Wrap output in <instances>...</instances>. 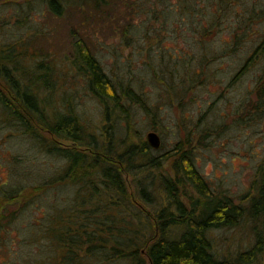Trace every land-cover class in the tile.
Instances as JSON below:
<instances>
[{
    "label": "trees",
    "instance_id": "trees-1",
    "mask_svg": "<svg viewBox=\"0 0 264 264\" xmlns=\"http://www.w3.org/2000/svg\"><path fill=\"white\" fill-rule=\"evenodd\" d=\"M99 3L96 0L93 8ZM157 3L164 5L154 7ZM48 7L60 14L58 0H48ZM134 8L146 12V20L156 27L150 34L144 24L129 21L126 43L149 36L161 42L163 26L176 20L177 34L187 28L202 39L192 40L191 49H174L176 55L166 62L173 51L165 55L161 48L163 54L144 62L150 76H112L77 38L69 67L103 105L99 133L73 106L74 93L64 94L63 68L58 71L45 60L28 67L13 46L0 48V128L11 125L33 136L45 152L65 161L58 175L29 183L28 166L11 153L16 161L8 163L7 177L0 179V264H252L264 252V165L258 168L254 192L245 203L236 202L211 187L194 155L184 148L186 143L176 141L160 151L137 135L131 121L139 107L151 125L156 122L147 100L150 80L161 79L176 95L199 81L208 85L202 67L229 48L235 51L249 34H256L257 41L241 69L260 62L264 73V0H140L130 11ZM175 13L178 17L170 20ZM223 28L229 39L213 43L210 50L203 38L215 37ZM197 43L204 44L201 53L189 56ZM253 92L247 112L251 118L261 117L264 75ZM12 134L10 130L7 135ZM56 138L72 145L63 147ZM59 183L71 184L72 194L55 206L48 204L36 220L24 219L36 210L35 200ZM244 223L251 229L250 247L234 255L218 254L212 231Z\"/></svg>",
    "mask_w": 264,
    "mask_h": 264
},
{
    "label": "rangeland",
    "instance_id": "rangeland-1",
    "mask_svg": "<svg viewBox=\"0 0 264 264\" xmlns=\"http://www.w3.org/2000/svg\"><path fill=\"white\" fill-rule=\"evenodd\" d=\"M105 1L100 0L99 7L93 8L96 0H58L60 14H56L48 7V0H0V48L7 44L13 46L16 52H21L19 56L28 67L45 60L50 61L58 71L63 68L64 94L74 93L73 106L83 112L84 121L95 133L100 132L98 125L102 121L103 105L84 87V80L69 67L72 45L77 38L84 41L112 76L116 73L150 76L151 72L144 69V62L163 54L161 48L167 52L165 55L173 51L164 59L166 62L168 56L176 55L174 49H191L192 40L197 42L202 39L187 28L177 34L173 30L177 26L176 20V23L166 22L163 26L159 33L161 42L157 37L149 36L137 41L131 38L130 43H126L129 21H133V26L144 24L150 29V34L154 33L152 29L156 25L146 20V12L143 15L135 8L130 11V6L140 0ZM161 5L164 4L157 3L154 7L161 8ZM200 6L206 9L202 3ZM146 8L144 10L148 11ZM176 17L177 13L170 20ZM255 36L249 34L235 51H229V48L202 65L201 70L209 75L208 85L199 81L200 84L195 83L184 94L176 95L165 82H159L161 79L156 78L158 82L150 80L147 100L154 110L151 112L156 111V122L151 125L150 117L139 107L135 108L137 112L131 118L137 135L142 139L147 140L149 131L158 134L160 145L155 149L164 151L176 141L183 145L186 143L184 148L194 155L197 168L209 179L211 187L224 190L240 203H245L247 196L254 192L258 183V168L264 165V115L251 118L247 112L251 106L249 99L254 103L253 90L257 80L264 73L260 62H252L241 69L246 56L256 45ZM228 37V31L223 28L215 37L208 36L203 40L210 44L211 50L213 43ZM202 45L197 43L195 51H190L189 56L201 53ZM196 67L199 68V65ZM10 130L13 134L7 135ZM187 135L189 141L185 140ZM56 140L63 147L72 145L67 139ZM11 153L22 157L20 163L23 167L24 164L28 166L26 177L30 178L29 183L39 182L43 176L58 175L65 165L61 156L45 152L33 136L23 134L11 125H3L0 128V179H6L8 163L16 161ZM170 162L165 168L170 169ZM72 191L73 186L68 183L51 186L35 200L36 210L26 214L24 219L29 222L36 220L48 204L62 202ZM212 235L213 249L220 255L243 251L250 247L253 239L251 229L245 223L237 227L218 228L212 231ZM252 264H264V252Z\"/></svg>",
    "mask_w": 264,
    "mask_h": 264
},
{
    "label": "water",
    "instance_id": "water-1",
    "mask_svg": "<svg viewBox=\"0 0 264 264\" xmlns=\"http://www.w3.org/2000/svg\"><path fill=\"white\" fill-rule=\"evenodd\" d=\"M147 140L152 147H159L160 145V138L155 131H149L147 133Z\"/></svg>",
    "mask_w": 264,
    "mask_h": 264
}]
</instances>
